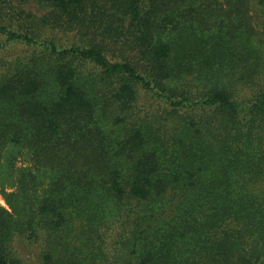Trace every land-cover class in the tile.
<instances>
[{
  "label": "trees",
  "instance_id": "1",
  "mask_svg": "<svg viewBox=\"0 0 264 264\" xmlns=\"http://www.w3.org/2000/svg\"><path fill=\"white\" fill-rule=\"evenodd\" d=\"M34 1L76 39L0 22L27 48L0 57V162L34 167L2 193L0 264H264L253 0Z\"/></svg>",
  "mask_w": 264,
  "mask_h": 264
},
{
  "label": "rangeland",
  "instance_id": "2",
  "mask_svg": "<svg viewBox=\"0 0 264 264\" xmlns=\"http://www.w3.org/2000/svg\"><path fill=\"white\" fill-rule=\"evenodd\" d=\"M251 11V22L254 27V41L255 45L261 49L264 53V12L262 7L259 4L255 3L250 5ZM42 13L41 6L34 0L28 1H17V0H0V22L7 23L11 29H17L18 31H26L31 35H34L36 38L43 40L54 37L59 44L66 45L70 42H73L76 38L72 33H64L61 31H50L45 26L41 25L37 21V17ZM29 14V16H27ZM193 27L200 32V27H196L193 24ZM211 31H206L211 33L216 30V27L208 29ZM4 36L0 35V42H4ZM25 48L19 43L7 42L4 44L0 50V57H4L5 60L14 58L15 56L25 55ZM29 53L33 50L38 51L36 48L29 47ZM89 70V68H87ZM147 95V94H146ZM97 117L100 122L105 123L106 127H109V121L97 111ZM22 152L20 155L16 147L7 146L3 152V157L0 162V204L4 207H8L4 198L3 191L7 193L10 191L16 190V168L17 167H29L33 169L31 154L24 148L20 150ZM18 155V156H17ZM9 159L13 160L14 167L9 166ZM43 175V173H40ZM43 177V176H42ZM45 178V177H43ZM24 250V249H23ZM37 251V247L31 245L29 248L24 250L27 257L32 256ZM35 255V254H34Z\"/></svg>",
  "mask_w": 264,
  "mask_h": 264
}]
</instances>
